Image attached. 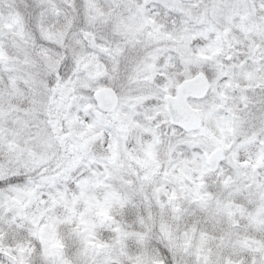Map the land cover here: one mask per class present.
<instances>
[{
    "label": "snow or ice",
    "instance_id": "snow-or-ice-1",
    "mask_svg": "<svg viewBox=\"0 0 264 264\" xmlns=\"http://www.w3.org/2000/svg\"><path fill=\"white\" fill-rule=\"evenodd\" d=\"M169 2L175 12L184 14L180 7L183 0ZM210 3L211 8H206L200 19L206 27L186 37L191 47L185 45V51L180 52L182 58L187 55L209 61L222 56L231 62L232 55L222 54L223 46L234 49L241 43L229 38L233 29L264 37V28L246 24L247 13L239 14L241 8L247 9L250 4L253 12L257 6L264 10V0L258 4L257 0H210ZM221 4L234 9L239 16L236 23L233 17H226L222 30L216 26ZM137 11L143 12V9ZM140 27H150V36L161 33V25L151 16H142ZM162 35L171 38L168 33ZM246 39L247 55L241 56L238 66L233 64L226 69L217 60L215 71L206 67L199 74L202 87L198 94L206 97L211 89L218 100L206 110L189 104L179 92V86L175 96L167 94L168 86L164 87V100L177 113L184 109L198 113L191 120L180 115L172 119V134L186 133V138L178 143L192 151L188 154L170 145L164 166L154 150L160 142L155 129H141L151 135L152 143L141 144L139 150L127 146L129 132L139 128L130 119L117 127L116 139L105 142L108 155L99 161L90 158L86 164L81 152L90 140L102 137L93 133L95 123L81 121L84 131L65 146V155L56 157L53 165L48 156L37 155L31 149L30 137L18 128L7 127L10 111L0 108V150H7L16 165L8 173L0 166V264H264V239L259 237L264 232V116L248 101L247 95L250 89L264 87V45L249 39L248 35ZM68 65L69 61H65V68ZM234 74L248 81L244 94L238 97L237 111L232 108V102L237 99L232 93L239 87L238 83L234 86ZM48 83H53L51 78ZM66 99L67 95L62 93L59 100L53 97L49 103L57 108H70V103L64 104ZM165 108H169L168 103ZM221 113L229 115L225 118ZM65 117L69 125L78 121L75 114L68 116L65 112ZM119 118V113L113 117ZM212 121L216 122L215 130L206 126ZM47 124L57 133L56 139L64 144L69 133L58 129L51 118ZM248 126L251 132L241 136V129ZM121 150L127 165L120 161ZM125 168L141 187L154 185L155 202L161 209L167 206L174 212L181 211L174 203L178 200L176 188L169 191L167 187L172 183L187 193L199 212L207 213L214 205L217 216L227 220L228 229L215 235L191 227L177 234L162 222L158 239L142 231L126 230L111 215L114 201L122 207L124 203L111 190L110 183ZM22 170L38 172L39 181L28 180ZM209 176L218 180L219 196L208 186ZM98 190L101 195H97ZM134 219L131 212L125 214L126 221ZM61 225L68 228L67 238L59 230ZM14 233H18L15 239Z\"/></svg>",
    "mask_w": 264,
    "mask_h": 264
},
{
    "label": "clouds",
    "instance_id": "clouds-1",
    "mask_svg": "<svg viewBox=\"0 0 264 264\" xmlns=\"http://www.w3.org/2000/svg\"><path fill=\"white\" fill-rule=\"evenodd\" d=\"M180 7L184 14L175 12L169 0H0V54L4 57L0 60V108L10 111L7 127L18 128L30 137L31 149L37 155L48 156L53 165L56 157L65 155V146L84 131L81 121L95 123L93 133L102 137L90 140L81 152L85 164L90 158L99 161L108 155L105 142L109 138L116 139L117 127L127 124L129 119L139 125L129 132L127 146L130 149L139 150L141 144L152 143L151 135L141 131L147 128L155 129L159 137L160 142L154 150L162 166L168 161L170 145L190 154L192 149L178 143L187 134L173 135L171 121L176 115L191 120L198 113L190 109L177 113L171 103L164 100V87L168 86L167 94L175 96L179 86V92L189 104L206 110L218 100L211 89L206 97L198 94L202 87L199 74L206 67L215 71L217 60L226 69L233 64L238 66L241 56L247 55L246 35L261 45H264V37L233 29L229 38L241 43L234 49L221 45L223 56H233L231 62L222 56L209 61L187 55L182 58L180 52L185 51V45L191 47L186 37L206 27L200 19L205 9L211 8V3L210 0H183ZM138 8L143 12L137 11ZM220 8L216 20L218 28L222 30L226 26V17H233L234 23L239 22L234 9L223 4ZM245 13L246 24H259L264 28V10L257 6L253 12L250 4L247 9H240V15ZM144 15L153 17L161 25L160 34L150 36V27H140ZM162 33H168L171 38ZM65 61H69L67 68ZM49 78L53 81L51 85ZM233 80L234 86L239 85L232 93L237 97L232 108L237 111L238 97L244 94L248 81L238 74L233 75ZM62 93L67 95L64 104L70 103V108H57L49 103L53 97L59 100ZM247 95L248 101L264 116V87L250 89ZM65 112L68 116L75 114L78 121L69 125ZM116 113L119 119H113ZM221 115L227 118L229 114ZM50 118L56 121L58 129L69 133L64 144L56 139L57 133L50 130L47 124ZM215 123L208 122L206 126L215 130ZM251 130V126L243 128L240 135H247ZM120 161L127 165L122 150ZM0 166L6 173L16 167L15 158L10 157L7 150H0ZM22 174L28 180L39 181L38 172L24 173L22 170ZM110 183L111 190L117 192L124 203L122 207L120 202L114 201L111 215L126 230L142 231L158 239L162 222L177 234L191 227L215 235L228 229L227 220L217 216L214 205L207 213L199 212L187 193L181 192L175 184L169 183L167 187L169 191L176 188L178 200L174 203L180 206L179 213L167 206L161 209L155 202L154 185L141 187L127 168ZM207 183L215 196L221 194L216 187L217 179L209 176ZM101 194L98 190L97 195ZM128 212L134 220H125ZM177 216L180 219H176ZM59 230L67 238V226L61 225ZM17 235L14 233L12 238ZM259 237L264 239V232L259 233Z\"/></svg>",
    "mask_w": 264,
    "mask_h": 264
}]
</instances>
